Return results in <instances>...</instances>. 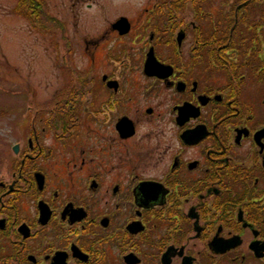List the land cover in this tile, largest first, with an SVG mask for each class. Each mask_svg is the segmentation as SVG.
I'll use <instances>...</instances> for the list:
<instances>
[{
  "label": "flooded vegetation",
  "instance_id": "1",
  "mask_svg": "<svg viewBox=\"0 0 264 264\" xmlns=\"http://www.w3.org/2000/svg\"><path fill=\"white\" fill-rule=\"evenodd\" d=\"M68 1H19L0 264H264V0Z\"/></svg>",
  "mask_w": 264,
  "mask_h": 264
},
{
  "label": "rangeland",
  "instance_id": "2",
  "mask_svg": "<svg viewBox=\"0 0 264 264\" xmlns=\"http://www.w3.org/2000/svg\"><path fill=\"white\" fill-rule=\"evenodd\" d=\"M19 1L0 0V155L2 149L9 147L13 141L5 129L7 121L4 118V114L8 110L9 98H17V94L14 93L17 89H13L12 83H17L20 80V70L24 67L23 56L25 52L42 50L38 45L35 46V35L41 34V29H45L47 24H49V22L39 24L37 21L35 23L30 20L31 17L29 15L27 17L23 12L17 11L16 7ZM45 1L49 9H51L52 4L55 5L59 0ZM61 1L69 3L68 0ZM83 2L84 4H78L75 8L68 5L65 10L71 11V9H74L77 11L80 8L83 13L79 16H82L81 18H89L90 23L93 24L92 19H94L97 8H103L105 10V19L99 21L100 23H97L99 24L98 26H93L94 31L95 29H101L103 25H106L104 22H108V20L118 15V8L116 7L118 6V0H84ZM90 3L92 4L91 8L88 5ZM114 6L115 8L112 9ZM63 12L67 16V12ZM79 16L72 18L73 28L78 23ZM11 90L15 91L10 93ZM16 112H18L17 108Z\"/></svg>",
  "mask_w": 264,
  "mask_h": 264
},
{
  "label": "trees",
  "instance_id": "3",
  "mask_svg": "<svg viewBox=\"0 0 264 264\" xmlns=\"http://www.w3.org/2000/svg\"><path fill=\"white\" fill-rule=\"evenodd\" d=\"M29 1H35V0H29ZM20 2H21V0H20ZM16 9H17V11L22 12V9H21V5H20V3H19L18 6L16 7Z\"/></svg>",
  "mask_w": 264,
  "mask_h": 264
}]
</instances>
